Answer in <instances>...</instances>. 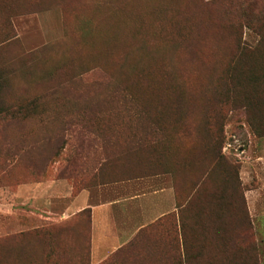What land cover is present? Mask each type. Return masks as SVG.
I'll return each mask as SVG.
<instances>
[{"label":"rangeland","instance_id":"rangeland-1","mask_svg":"<svg viewBox=\"0 0 264 264\" xmlns=\"http://www.w3.org/2000/svg\"><path fill=\"white\" fill-rule=\"evenodd\" d=\"M263 133L264 0H0V264H264L242 172ZM163 173L170 215L99 262L88 213L53 214Z\"/></svg>","mask_w":264,"mask_h":264},{"label":"crops","instance_id":"crops-1","mask_svg":"<svg viewBox=\"0 0 264 264\" xmlns=\"http://www.w3.org/2000/svg\"><path fill=\"white\" fill-rule=\"evenodd\" d=\"M244 153V193L251 219L255 220L264 216V135L256 139L254 147L244 149ZM61 181L65 180L53 183ZM171 181V175L163 173L86 187L74 197L69 191L66 195H58L65 202L63 209L53 214L61 215L59 220H63L81 210H89L91 260L99 262L128 242L135 231L170 215L175 207ZM41 183L21 184L18 194L28 200L34 198L36 206L46 210L47 199L38 194L42 192ZM81 194H84L83 202L68 214L65 206L70 202L72 205L71 197Z\"/></svg>","mask_w":264,"mask_h":264},{"label":"trees","instance_id":"trees-1","mask_svg":"<svg viewBox=\"0 0 264 264\" xmlns=\"http://www.w3.org/2000/svg\"><path fill=\"white\" fill-rule=\"evenodd\" d=\"M264 135V133L263 134H260V136H263ZM260 136H258V137H260ZM36 182H39V181H36ZM111 182H114V181H111ZM103 183H108V181H106V182H99L98 184H94V185H85L84 187H83V189L84 188H86V187H90V186H96V185H99V184H103ZM243 188H244V192H245V186H243ZM82 188H80L79 190H81ZM244 195H245V193H244ZM248 209V208H247ZM248 211V210H247ZM80 213H82V212H87L88 213V216H89V222H90V212H89V210L88 209H86V210H81V211H79ZM248 213H249V211H248ZM249 215V217L251 218V216H250V214H248ZM72 216H74V215H72ZM72 216L71 217H69V218H72ZM68 219V218H67ZM66 220V219H65ZM249 245H250V251L251 252H255L256 251V247H255V244L254 243H249Z\"/></svg>","mask_w":264,"mask_h":264}]
</instances>
